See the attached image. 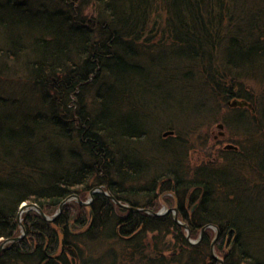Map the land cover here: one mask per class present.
<instances>
[{"label": "trees", "instance_id": "obj_1", "mask_svg": "<svg viewBox=\"0 0 264 264\" xmlns=\"http://www.w3.org/2000/svg\"><path fill=\"white\" fill-rule=\"evenodd\" d=\"M259 60L264 0H0V240L20 235L21 203L52 216L69 195L86 201L99 186L146 209L102 192L88 205L64 203L52 221L28 208L25 235L6 244L0 264H220L216 230L190 244L171 212L148 213L163 206L177 207L192 239L215 226L224 264H264L238 218V193L264 192ZM18 68L22 87L5 95ZM27 90L39 108L23 106ZM188 105L197 112L177 125L175 109ZM236 109L243 126L218 117ZM216 121L237 148L192 165L187 144L205 142L202 125ZM152 132L172 158L163 167L140 147Z\"/></svg>", "mask_w": 264, "mask_h": 264}, {"label": "rangeland", "instance_id": "obj_2", "mask_svg": "<svg viewBox=\"0 0 264 264\" xmlns=\"http://www.w3.org/2000/svg\"><path fill=\"white\" fill-rule=\"evenodd\" d=\"M257 68H258L257 75L264 76V61L259 60L257 63ZM21 70L23 69L18 68L17 73H12L14 76L13 78L10 77L9 81H6L9 86L4 85L5 87H3L1 91L2 93H4L5 95H9V96L14 95L13 92L17 91V89H20L22 87V83L19 84L20 81L18 80V78L20 77L21 79H24L25 76L23 75L24 78L23 76H21L22 75ZM26 92L28 94H26L23 99V102H22L23 106L25 107L33 106V107L39 108L40 105L37 103V101H35V96L32 95L33 92L30 93L28 90ZM19 97H22V96H19ZM156 105H157V109L152 111L153 117L150 122L154 128H156V126H158V124L160 123V119H157L158 117H161L158 109L160 110L163 107L162 103H160L159 101L157 102ZM176 109L174 113L177 118L176 119L177 125H184V124L190 123V119H187V115H188L187 113L190 114L196 111L195 106H191V105L184 107L185 112H179L183 110H176ZM236 110L237 111H231V112L226 111L225 116L223 113V114H220L218 117L219 118L224 117L225 121L227 122L229 126H231V124H240L243 126L245 122L239 123L237 120L240 118L238 116V111L240 110L239 109H236ZM166 112L168 115L173 114L172 111H166ZM201 115H206V114H200V115H195V116H201ZM221 123H222L221 121H216L214 123H208L206 125H202L200 133L202 135H206L207 140L205 142L200 143V141L202 140L194 137L193 139H191L189 144H187L188 147L186 150L188 153V161L191 162L192 165H195L196 163H199L202 160L207 159L209 155L213 156L216 150H218L219 148H223L228 143L238 141L237 136L233 135L230 130H227V128H224V131L226 132L225 134L226 136H223L220 134V132L223 131V129L220 127H217V125ZM163 132H166V131H162L161 134H163ZM152 133H151L150 138L144 141L140 145V147L143 149L144 152H146L147 155L148 154H158L157 157L159 158L160 162H162L161 165L163 167L165 161L168 164V162H170L172 158L169 156V153H167L166 150L161 149V147H159L158 136L157 134H155V132H152ZM171 135H175V134H171ZM171 135H167L164 138L170 140ZM172 140L173 138L169 142L170 145H173L171 142ZM262 152H264V149L262 150ZM262 159H263L262 163L264 164V158ZM238 196L242 198V206L239 207V213H240V216H238L239 223L240 225L244 227V230L246 231V236H249L247 238L249 243L252 242L253 248L258 249L259 252H262L264 251V192L263 193L261 192L260 197H257V199H254V198L249 199L247 198V195L243 192H239ZM24 203H21V205ZM161 208L160 210H162ZM189 238L191 242L197 241V239H192L191 237ZM191 242L189 243L196 244L199 241H197L196 243H191ZM214 254L218 258H221L220 256L216 254L215 251H214Z\"/></svg>", "mask_w": 264, "mask_h": 264}, {"label": "water", "instance_id": "obj_3", "mask_svg": "<svg viewBox=\"0 0 264 264\" xmlns=\"http://www.w3.org/2000/svg\"><path fill=\"white\" fill-rule=\"evenodd\" d=\"M229 105H230V106H237V105H240V106H248V107H250V104H249L247 101H244V100H238V99H234V100H232V101L229 103ZM217 126H218V127H222V124H218ZM172 133H173L172 131H166V132H164L163 134H164V135H167V134H172ZM95 192H102V193H104L105 195H107L108 197H110V198H111V199H112L117 205L121 206V207L124 208V209H128V210H131V211H133V210H134V211H139V210H141V211H146V209H141V208L132 207V206L126 204V203H123V202L117 200V199L114 197V195H112L111 193L105 191L101 186L92 189V190L89 192V199L86 200V201H81L80 198H79L77 195H75V194L71 195V197H75V198L78 200V202H79L80 204L88 205V204L92 201V199H93V193H95ZM64 202H65V201H63V202H61V203L59 204V206H58V210L53 214V216H47V215H46L44 212H42V210H41L36 204H34V203H29V204L24 203V204H22V205L19 207V211H18V214H17L18 223H19L20 226H21V233H20V235H18L17 237L10 238V239H5L4 241H2V242L0 243V251L6 246V244H7L9 241L20 240V239L25 235V229H24V227L22 226V223H21V214L25 211V209H28V208L35 209V210L38 211V212H39V213H40V214H41L46 220L52 221V220H54V218H55V217L61 212L62 205H63ZM24 207H25V208H24ZM170 210H172V212H173V218H174V221H175L177 224L181 225L182 227H184V228L186 229V238H187V240H188L189 242H191V241H190V238H189V237H190V230H189L187 224H185L184 222H182L181 220L178 219V217H177V213H176V211H177L176 208H172V209H168V210H160V211H158V212H152V211L149 210L148 213L151 214V215L159 216V215H162V214H163V215L166 214V213H167L168 211H170ZM209 226H210V227H213V228L216 230V234H215L214 238L212 239V241H211V245H210L211 253H212V255H213L216 259H218V261L220 262V264H224V263H223V260H222L221 258H218V257L214 254V244H215V241H216V239H217V237H218V230H217V228H216L215 226H211V225H205V226H203V227L201 228L200 235H199V238L197 239V241H199V240L202 238V234H203L204 229H205L206 227H209ZM197 241H195V242H191V243H196Z\"/></svg>", "mask_w": 264, "mask_h": 264}, {"label": "flooded vegetation", "instance_id": "obj_4", "mask_svg": "<svg viewBox=\"0 0 264 264\" xmlns=\"http://www.w3.org/2000/svg\"><path fill=\"white\" fill-rule=\"evenodd\" d=\"M221 124H222V127H220V128H222L223 131H221L220 134L223 135V136H226V135H225L226 132L224 131V128H226V127H225V125H224L223 123H221ZM217 127H218V126H217ZM232 143H233V142H232ZM232 143H228L227 145L224 146V148H225V149H230V148H232V149H236L237 146L234 145V144H232ZM174 208H176V210H177L176 213H177V215H178V209H177V207H174ZM193 208H194V206L192 207V210H193ZM168 209H169V208H167V210H168ZM171 209H172V208H171ZM168 212H171L172 215H173L172 210H170V211H168ZM168 212H167V213H168ZM177 217H178V216H177ZM17 221H18V219H17ZM7 239H10V238H7ZM4 240H5V239H4ZM4 240H2V241H4ZM2 241H1V242H2ZM1 242H0V243H1ZM10 242H11V241H9V242L7 243V245H8Z\"/></svg>", "mask_w": 264, "mask_h": 264}, {"label": "bare ground", "instance_id": "obj_5", "mask_svg": "<svg viewBox=\"0 0 264 264\" xmlns=\"http://www.w3.org/2000/svg\"><path fill=\"white\" fill-rule=\"evenodd\" d=\"M88 199H89V197H88ZM87 199V200H88ZM71 200H76L77 202H78V200L75 198V197H71V195H69L68 197H66L65 199H63L61 202H63V201H65L64 203H66V202H70ZM82 201V200H81ZM63 203V204H64ZM79 203V202H78ZM25 208V207H24ZM32 209V208H31ZM162 209V208H161ZM166 208L165 207H163V209L162 210H165ZM26 210V209H25ZM35 210V209H34ZM160 211V210H159ZM152 212H154V211H152ZM158 212V211H157ZM163 215V214H162ZM159 216H161V215H159Z\"/></svg>", "mask_w": 264, "mask_h": 264}]
</instances>
